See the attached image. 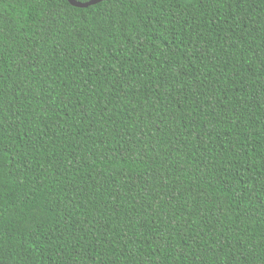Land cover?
I'll use <instances>...</instances> for the list:
<instances>
[{
    "label": "trees",
    "instance_id": "16d2710c",
    "mask_svg": "<svg viewBox=\"0 0 264 264\" xmlns=\"http://www.w3.org/2000/svg\"><path fill=\"white\" fill-rule=\"evenodd\" d=\"M0 264H264V0H0Z\"/></svg>",
    "mask_w": 264,
    "mask_h": 264
},
{
    "label": "water",
    "instance_id": "95a60500",
    "mask_svg": "<svg viewBox=\"0 0 264 264\" xmlns=\"http://www.w3.org/2000/svg\"><path fill=\"white\" fill-rule=\"evenodd\" d=\"M104 0H91L90 2L88 3H79L77 2L76 0H67V2L74 8H80V9H84V8H87L89 6H93V5H96L97 3H100Z\"/></svg>",
    "mask_w": 264,
    "mask_h": 264
}]
</instances>
